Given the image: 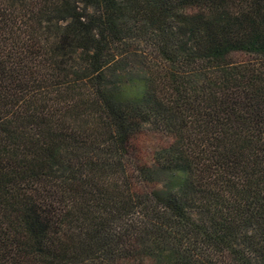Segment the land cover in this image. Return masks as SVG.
I'll return each mask as SVG.
<instances>
[{"label": "trees", "instance_id": "obj_1", "mask_svg": "<svg viewBox=\"0 0 264 264\" xmlns=\"http://www.w3.org/2000/svg\"><path fill=\"white\" fill-rule=\"evenodd\" d=\"M0 264H264V0H0Z\"/></svg>", "mask_w": 264, "mask_h": 264}, {"label": "rangeland", "instance_id": "obj_2", "mask_svg": "<svg viewBox=\"0 0 264 264\" xmlns=\"http://www.w3.org/2000/svg\"><path fill=\"white\" fill-rule=\"evenodd\" d=\"M156 137L148 134L147 136L144 137V145L146 148H150L151 145H153L154 143H156Z\"/></svg>", "mask_w": 264, "mask_h": 264}]
</instances>
